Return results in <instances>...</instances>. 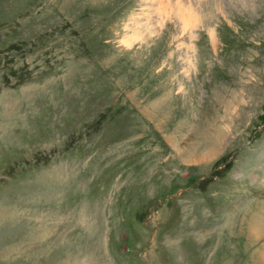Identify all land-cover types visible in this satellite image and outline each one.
<instances>
[{"label":"rangeland","instance_id":"1","mask_svg":"<svg viewBox=\"0 0 264 264\" xmlns=\"http://www.w3.org/2000/svg\"><path fill=\"white\" fill-rule=\"evenodd\" d=\"M263 248L264 0H0V264Z\"/></svg>","mask_w":264,"mask_h":264},{"label":"bare ground","instance_id":"2","mask_svg":"<svg viewBox=\"0 0 264 264\" xmlns=\"http://www.w3.org/2000/svg\"><path fill=\"white\" fill-rule=\"evenodd\" d=\"M177 8H178V6H177ZM177 14V13H176ZM129 38V37H128ZM126 39V38H125ZM260 219V218H259ZM261 256H263L264 255V248H263V250L261 251Z\"/></svg>","mask_w":264,"mask_h":264}]
</instances>
